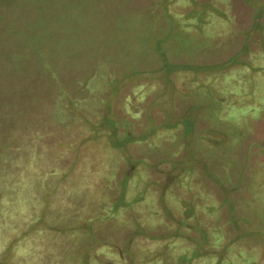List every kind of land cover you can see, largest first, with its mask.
<instances>
[{"label":"rangeland","instance_id":"1","mask_svg":"<svg viewBox=\"0 0 264 264\" xmlns=\"http://www.w3.org/2000/svg\"><path fill=\"white\" fill-rule=\"evenodd\" d=\"M0 264H264V0H0Z\"/></svg>","mask_w":264,"mask_h":264}]
</instances>
